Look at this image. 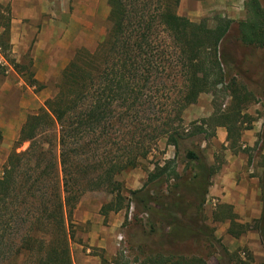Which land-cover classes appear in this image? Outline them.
I'll list each match as a JSON object with an SVG mask.
<instances>
[{
	"label": "trees",
	"instance_id": "1",
	"mask_svg": "<svg viewBox=\"0 0 264 264\" xmlns=\"http://www.w3.org/2000/svg\"><path fill=\"white\" fill-rule=\"evenodd\" d=\"M106 1L111 24L107 39L93 53L79 50L74 55L62 72L57 93L37 113L27 116L6 160L0 177V264H71L74 209L82 195L102 189L112 196L100 209L104 216L133 203L150 218L151 230L158 224L168 228L169 240L180 241L193 231L200 238L215 239L202 214L217 168L201 153L186 150L183 162L193 176L180 181L177 160L183 142L197 137L208 141L218 127L225 128L228 148L236 153L241 149V133L255 121L244 113L255 97L230 76L234 60L221 47L233 22L218 19L215 27L204 19L192 22L178 15L181 0ZM244 16L237 23L239 41L245 47L264 48V10L259 0H245ZM9 21L7 17L0 34V56L5 60ZM6 70L0 62V79ZM170 76L180 80L183 88L162 117L155 106L163 92L157 89ZM28 83L35 85V80ZM218 91L230 98L225 111L213 103L209 118L183 125V112L200 95ZM123 134L125 139L112 136ZM158 139L174 148L173 158L155 168L140 189L125 190L116 178L135 169L149 155L150 143ZM24 143L28 147L17 153ZM22 161L35 168L22 169L30 167ZM169 179L178 182L163 191ZM261 202V217L251 230L258 232L264 247L263 188ZM9 207H14L11 214L32 215L33 220L12 223L5 218ZM234 225L228 230L234 236L249 228L240 226V231H234ZM248 259L236 262L250 264ZM146 262L205 264L201 258L172 253Z\"/></svg>",
	"mask_w": 264,
	"mask_h": 264
},
{
	"label": "rangeland",
	"instance_id": "2",
	"mask_svg": "<svg viewBox=\"0 0 264 264\" xmlns=\"http://www.w3.org/2000/svg\"><path fill=\"white\" fill-rule=\"evenodd\" d=\"M198 1L200 0H186L184 8L190 7L197 12ZM241 1L235 0V8L237 9V16L242 18L244 17V10L242 9V4H240ZM259 3L264 10V0H259ZM109 13L110 8L106 0H0V34L3 31L4 24H6L7 17L10 20V31L12 25L16 26V28H13L17 32H20L21 24H26L31 29L35 28V35L29 40V47L24 49L16 47L9 40L10 47L4 52L8 61L0 56V62L7 68L5 76L1 78L3 81L0 85L5 82L10 83L11 86L18 85L19 91L16 89L17 87L13 88L21 94L20 96L26 98L28 95L32 98V100L28 99V101H31V105L28 104L29 102L24 103L28 106V109L34 105L31 111L25 112V116L37 113L39 109L43 108L45 101L55 96L58 86L61 84L63 70L75 58L74 55L79 50L93 53L107 39L111 26ZM200 13L202 14L194 16L192 19L189 18L190 21L197 23L204 19L207 20L209 27H215L218 19H227V15L222 17L216 14L213 7L205 6ZM240 19H237V21ZM237 21H232L233 23L221 47L229 52L234 60L230 76L242 83L255 97V102H252L244 113L249 114L251 117L253 116L255 120H258L257 123L263 126V128L261 126L257 145L250 152V155L253 163L264 166V161L260 158L264 152V149L262 150L264 144V48L253 49L242 45L238 39ZM28 32L29 37H31L32 31ZM9 61L16 67L14 68ZM173 78V76L165 78L163 85L157 89L160 94L163 92V96L160 97L161 101H157L155 106L162 117L169 113L168 110L172 108L170 104L175 100L172 98L175 95L178 96V92H181L183 88L182 82L178 79L174 81ZM30 80H35V85L30 86L28 83ZM157 90L155 89L153 93ZM217 90H221V88ZM16 95L17 93L14 90L10 92L8 104L4 100V93L0 95V106L2 107L0 119L7 118L13 113L9 109L12 106L19 111H23L18 107V97ZM229 102L230 98H228L227 94L219 91L215 95L202 94L197 103L189 106L188 110L183 112V125H188L190 122L203 118H209L213 113V103L218 110L225 111L229 106ZM19 111L16 114L19 115L20 113V115H23ZM1 121L3 123V120ZM112 136L115 140L127 137L125 134L120 137H118L119 135ZM197 138L186 140L179 148L177 179L180 181H187L193 176L190 166H186L185 162H183L186 150H193L199 153L207 151V154L213 152L220 155L224 151V147L218 149L217 144L211 139L203 142L200 139L196 140ZM16 139L17 135L14 140L1 139L0 141V177L3 174V168L6 166V160L13 150V143ZM150 146H152V149L149 155L145 159L140 160L139 165L135 169L126 170L116 178V180L122 182L125 190L141 188L147 182L148 176L154 174L155 168L163 166L165 161L173 158L174 148L171 145L167 146L164 139L151 142ZM27 147L28 144L24 143L16 149V152H22ZM27 164L30 167L22 169L32 170L35 168L33 163L22 161V165L25 166ZM161 179L165 180L164 177ZM17 181L19 182V178ZM176 182L178 181L169 179L167 183L162 185L163 191H166L169 185H173ZM111 199L112 196L104 189L87 192L82 195L73 212V231L75 232L76 228L74 224L76 215L84 212L95 215L97 210L109 203ZM10 201V199H7V203ZM13 209L14 207H9L5 215V218L12 221V223L25 220L26 218V220H33V218H30L32 215L11 214ZM122 210L120 214L119 212L117 214L120 216L124 215L123 221L113 233V244L116 254L115 259L112 261L114 264H148L146 262L147 259H155L158 258V255L166 256L170 253L184 256L188 259L201 258L205 264H238L236 262L237 259L247 261L250 257V263L253 264L255 262L252 252L246 247H238L234 251H229L223 243V236L218 237L217 234L220 232L221 224L216 223L213 226V224L208 222L209 217L206 215V212L209 213V211L216 212L217 207H209L207 205L205 207L203 205L202 214L204 224L212 231L215 230L212 235L215 239L206 240L205 238H200L193 231L186 234L185 239L182 238L177 242L169 240L167 227L158 224L154 230H151L150 218L146 213L138 212L133 203L130 204L128 209ZM191 213L193 214L195 211L193 210ZM118 234H122L124 237L122 248L126 254H121V251L116 246V236ZM71 245L72 242L70 244L71 255L75 256L76 251L72 249ZM261 264H264V262Z\"/></svg>",
	"mask_w": 264,
	"mask_h": 264
},
{
	"label": "crops",
	"instance_id": "3",
	"mask_svg": "<svg viewBox=\"0 0 264 264\" xmlns=\"http://www.w3.org/2000/svg\"><path fill=\"white\" fill-rule=\"evenodd\" d=\"M185 1H180L177 13L187 19H192L194 16L202 14L200 12L203 11L205 6L213 7L215 13L219 16L224 17V15H227L226 18L229 20L237 21V19L241 18V16L238 17V14H236L235 0H200L197 2V12L190 7L185 9ZM244 2L245 0L240 2L243 10ZM243 19L242 17L239 21ZM13 27L16 28V26L12 25L10 31L11 44H15L16 47H22L23 49L29 47V40L35 35V28L31 29L26 24H21L20 32H17ZM28 31H32L31 37H29ZM2 81L3 79L0 80V83ZM13 87H17L16 89L19 91L18 85L11 86L8 82L0 85V95L4 93L5 102L7 104L9 103L10 92L14 90L18 97V107L23 110L19 111L16 107L12 106L9 109L13 113L7 116V118L0 119V136L3 140L8 141L14 140L16 135L18 136L27 118L25 112L31 111L34 108L33 105V107L31 106L28 109V106L24 104L29 102L28 104L31 105V101H28V99L32 100L31 96L27 95L26 98L20 96L21 94ZM1 109L2 107L0 106ZM18 111L23 113V115H20V113L17 115L16 112ZM1 120H3V123ZM257 122L258 120L253 121L252 128L241 133L239 140L241 149L236 153L228 148L225 128L218 127L214 131L215 136L210 139L217 144L218 149L224 147V151L221 155L213 152L207 154V151H201V154L209 165L216 166L217 168L216 173L211 178L204 202L205 207L206 205L209 207H217L216 212H206L207 217H209L208 222L213 224V226L216 223L221 224L220 232L216 234L219 238L223 236V243L229 251H234L238 247H246L252 252L255 260L254 263L261 264L264 262V247L260 243L258 232L251 230L252 226L261 217V193L262 188L264 189V166L253 163L250 155V152L257 145L258 136L261 132L262 125ZM260 158L264 161V152ZM100 209L101 207L95 215L84 212L83 214L75 216L74 224L76 228L75 232L73 231L71 246L76 252L75 256L73 254L71 255V264H114L112 261L115 259L116 254L113 244V233L123 221L124 215H119L123 210L118 211L119 214H117L118 212H111L104 216L101 214ZM231 223H235L233 226L234 231H240V226H249V228L238 236H234L228 233Z\"/></svg>",
	"mask_w": 264,
	"mask_h": 264
},
{
	"label": "built area",
	"instance_id": "4",
	"mask_svg": "<svg viewBox=\"0 0 264 264\" xmlns=\"http://www.w3.org/2000/svg\"><path fill=\"white\" fill-rule=\"evenodd\" d=\"M124 243V237L122 234H118L116 236V246L121 251V254H126L125 250L122 248V244Z\"/></svg>",
	"mask_w": 264,
	"mask_h": 264
}]
</instances>
